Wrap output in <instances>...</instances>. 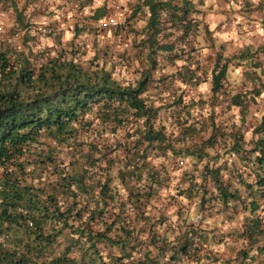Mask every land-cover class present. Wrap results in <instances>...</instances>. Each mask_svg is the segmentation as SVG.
Returning a JSON list of instances; mask_svg holds the SVG:
<instances>
[{"label": "trees", "instance_id": "1", "mask_svg": "<svg viewBox=\"0 0 264 264\" xmlns=\"http://www.w3.org/2000/svg\"><path fill=\"white\" fill-rule=\"evenodd\" d=\"M72 1L94 22L111 17L106 4L67 0L65 6ZM137 3L133 16L148 19L137 45L140 77L132 83L116 81L107 68L116 54L113 45L95 39L94 57L84 60L86 44L78 39L86 30L78 27L68 42L46 25L51 33H40L51 36L54 45L42 50L25 51L13 43L0 47V264H264V116L249 142L242 130L226 131L227 125L212 121L209 138L197 143L207 130L200 113L193 116L201 112L200 99L180 95L171 103L175 110L165 106L171 121L176 111L183 118L177 137L168 133L163 105L145 94L151 84L159 95L173 90L175 79L190 89L199 85L203 69L195 43L204 2ZM9 5L0 0L2 12ZM112 29L119 27L102 30ZM53 47L60 49L52 53ZM250 52L217 58L214 97L223 90L233 60L261 66ZM178 60L185 64L168 75L166 64ZM252 79L251 89L231 99L242 122L249 103L264 94V81ZM206 146L225 149L231 159L219 163L221 156L210 155ZM181 156L196 160L183 169L189 197L201 198V210L240 204L248 214L231 234L244 244L234 257L223 259L211 249L218 234L195 223L189 210L179 209L176 223L164 213L152 215L151 201L170 178L163 164ZM239 188L248 193L246 199Z\"/></svg>", "mask_w": 264, "mask_h": 264}, {"label": "rangeland", "instance_id": "2", "mask_svg": "<svg viewBox=\"0 0 264 264\" xmlns=\"http://www.w3.org/2000/svg\"><path fill=\"white\" fill-rule=\"evenodd\" d=\"M66 1L49 0L48 5H43L38 11H33L32 8L27 10L25 4H23L18 7V14L13 10L9 13L3 11L5 14L1 15L2 11L0 10V27L3 28L1 35L5 40V42H0V47L4 43H13V45H17L25 51L28 47L34 50H42L47 46L52 47L54 43L51 36L43 38L42 33H40L41 30L39 31L40 28H45L46 25L50 24L54 26L57 33L63 34V38L61 37L63 41L69 42L78 27L86 30L78 39V43L81 45L86 44L84 48L86 51L85 61L94 57L93 43L97 39L100 45L109 44L115 47L116 54L112 58V64H109L107 68L114 71L116 81L127 84V82L132 83L138 79L142 64L137 59L139 53L137 45L140 46V42L144 39L143 29L147 25L148 16L145 14L133 16L134 9L138 5L137 0H108V15L111 17L116 16L121 19L120 21H125L118 31L114 29L102 30L99 27L101 21L94 22L91 20L90 15H80L75 10L73 1L70 8L63 3ZM202 1L204 2V6L200 7L203 12L200 15L202 25L195 43L200 56L196 59L200 60L199 64L203 69L199 71L201 75L199 85L190 89V86H185L181 80L175 79L172 83L173 90L164 91V94L159 95L157 89L154 88L156 85L151 84L145 97L155 101L157 106L163 105L161 112L163 124L167 127V132L174 133L175 137L178 135V124L183 120L182 115L176 111L178 117L171 121L166 111L169 108L175 110L171 103L180 95H184L185 100L192 97L200 99L199 108H201V112H194L193 116L200 113V120L207 123V130L197 138V143L204 142L209 138L212 121H215L218 125H227V128H224L226 131L227 129L242 130L245 134V141L249 142L254 138L255 128L259 126L264 116V101L261 99L264 94L256 102L249 103L245 122H242L241 109L230 104L234 95L251 89L252 81H256L252 78L258 80L260 78L264 81V0ZM48 13H51V15H48ZM20 18L24 24L19 22ZM87 32H92V34H87ZM63 46H65L64 48L68 47L66 44ZM56 49H60V47H53L49 50L53 53V50ZM99 49L103 48L100 47ZM246 49L251 51L253 63L261 66L256 69L251 66L250 61L233 60L230 64L228 77L224 81L223 90L219 92L218 97H214L212 95V69L215 61L219 56L224 59L233 58L238 52ZM183 59L186 58L183 57ZM165 61L168 62L169 60H166L165 57ZM183 64H185L183 60L175 61L173 65L166 64V73L168 75L175 73ZM195 67L196 65H193V68ZM247 74H253V76L248 77ZM254 74L257 76H254ZM176 87H182L185 92L177 91L174 93ZM166 105L169 108H165ZM48 142L55 145L50 140ZM205 151L213 156L219 154L222 159L219 163L231 159V154L219 147L212 149L206 146ZM61 157H65L67 161H70V157L65 154H62ZM183 160L184 164L189 161L191 167L196 163V160L192 157L181 156L171 160L170 163L166 161V164H163L170 178H167V182L159 191V196L154 197L151 201L152 215L164 213L170 222L176 223L178 221L176 212L181 208H183V211L189 210L190 217L195 223L204 224L210 230L215 229L214 231L218 234L215 237V242H211V249L223 259L234 257L244 244H242V241L237 242L231 234L242 227L248 214L244 213L240 204L228 208L216 205L214 209L201 210V198L195 197L192 199L187 192L189 184L187 178L184 177L185 169H183L186 165L179 169V162ZM206 162L207 160H204V162L199 163L201 171ZM156 163L160 166L159 162ZM197 181L201 182V179H197ZM208 187L212 190L213 183L209 182ZM239 189L242 197L246 199L248 194L246 190ZM213 191L215 193V190ZM218 241L220 242L216 243Z\"/></svg>", "mask_w": 264, "mask_h": 264}, {"label": "crops", "instance_id": "3", "mask_svg": "<svg viewBox=\"0 0 264 264\" xmlns=\"http://www.w3.org/2000/svg\"><path fill=\"white\" fill-rule=\"evenodd\" d=\"M9 1H10V5L8 6V9L6 11H4V12L9 13L10 11L14 10V12H16V14H18V12H19V8L18 7L22 6L23 4H25V9H27V10L32 8L31 10L38 11V10L41 9V7L43 5H48L47 2H49V0H9ZM63 1H65V0H63ZM94 1L97 2V6H100L101 3L102 4H106L107 6L109 4L108 0H94ZM3 14H5V13L1 12V15H3ZM91 15H93V13ZM43 29H45V28H40L39 31L43 30ZM73 36H74V34H73Z\"/></svg>", "mask_w": 264, "mask_h": 264}, {"label": "built area", "instance_id": "4", "mask_svg": "<svg viewBox=\"0 0 264 264\" xmlns=\"http://www.w3.org/2000/svg\"><path fill=\"white\" fill-rule=\"evenodd\" d=\"M74 7L76 9L77 12H79L80 15H83V10L79 9V5L78 4H74ZM121 19H119L118 17L114 16V17H110L107 18L103 21H101L99 23V27H101L102 29H107V28H111V27H120L124 24L123 21H120ZM2 32H3V28L0 27V42H5V40L2 38ZM41 32L43 33V35H49L51 33V30L48 29H43L41 30ZM179 166L182 167L184 166V162L180 161L179 162Z\"/></svg>", "mask_w": 264, "mask_h": 264}]
</instances>
